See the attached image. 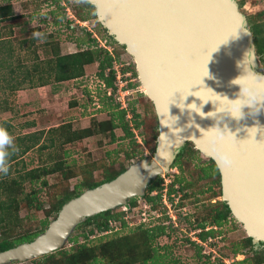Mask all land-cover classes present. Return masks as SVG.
<instances>
[{"label":"rangeland","instance_id":"374dc122","mask_svg":"<svg viewBox=\"0 0 264 264\" xmlns=\"http://www.w3.org/2000/svg\"><path fill=\"white\" fill-rule=\"evenodd\" d=\"M237 2L248 22H264V0H237ZM6 5H12L14 17L0 22L4 45L8 47L5 53L3 50L0 51V57L10 62L8 65L13 66L12 68L22 64L25 70L22 69L23 74L18 73L21 78L26 68L32 72L36 64L54 57L55 51L66 55L89 48L88 33H90L92 38L97 40L99 48L111 50L115 58L113 66L116 70L115 84L117 85L115 93L112 89L105 87L104 82L99 79L97 63L86 66L83 77L63 83H56L53 80L46 86H32L26 83L16 91L7 89V82L0 83V127H5L14 137L18 149L14 152V157L11 154L8 159L11 175H20L24 167L25 170H30L49 165L55 160L56 155L63 156L64 152L69 153L66 156L67 160L74 164L76 171L69 181H65L57 174L47 177L48 187L42 188L41 183L33 187L37 191L43 190L36 195L43 203V209L38 210L36 207L29 209L24 202L22 203L19 210L21 226L15 228L14 232L8 233L11 236H18L27 231L34 232L42 228L41 223L46 218L45 210L50 207V196L47 192L54 194L65 188L74 189L82 180L80 174L82 167L94 166L93 177L100 180L104 165L114 164L116 169L121 164L129 167L140 160L141 155L152 157L153 154L146 144L138 143L141 142L139 137L138 158L130 163L126 159V152H133V145L130 138L125 137L121 128L115 130V142L111 141L109 134H96L62 148L57 145L43 150L39 148L42 145H50L54 137V134L49 132L52 128L71 124L73 130H79L90 128L93 123L108 122L114 113L121 110L114 108L117 104H121L124 109L135 107L143 118L147 117L150 111L148 105L150 99L139 81L138 74L135 75L136 65L132 56L118 42H115V39L109 40L110 35L102 30L103 26L95 15V8L77 5L76 0H0V6ZM88 15L89 18H87ZM33 32L43 33V38H33ZM9 48L12 52L8 50ZM260 66L264 71L262 62ZM9 69H2L0 78L5 76L6 80H11ZM36 76L38 77L37 74ZM37 77L33 84L38 83ZM110 94L113 95L110 96ZM152 116L151 113L146 119L147 128L153 122ZM142 130L146 132L144 128ZM147 131L151 130L147 129ZM32 135L40 137V146L25 155L21 154L26 142H19L18 139ZM15 158H17L16 161L12 162ZM188 160H186L184 173L177 167H173L170 173L161 176L164 188L161 200L163 205L160 211L153 210L152 205L140 199L136 209L119 207L112 210L126 212L124 219L128 221V227L122 228V223L113 221L111 232L95 233L89 239H86L83 234L87 233L90 227L86 230L76 228L70 238L78 235V244H85L100 254L102 250L110 249L107 243L114 238L131 235L135 226L145 224L150 229L163 226L166 234L158 237L152 245L151 248L155 250L157 257L150 264H252L250 260H247L252 253L250 254L239 245L248 235L242 224L233 216L222 226L215 227L210 222L207 223L205 231L214 230V234L208 237L207 241H202L199 237L201 229L196 228L197 217L202 219L204 206L223 202L222 196H219L221 190L218 184H205L199 180L192 189H189L190 194H194L188 198L186 206L180 209L176 205L181 198V193L169 196L167 186L173 182L175 176L183 175L188 181L195 180L198 173L191 168L195 165L202 166V164L208 166L209 161L202 154L197 155L194 160ZM210 186L212 191L207 190ZM25 190L26 193H32L29 184H26ZM201 191L204 192L201 193ZM154 194L156 195L157 192ZM197 198H201V201L195 203ZM178 212H182V218L179 217ZM163 214L167 216V219ZM54 219L52 217L50 221ZM1 233L0 231V237ZM73 246L75 245L68 240L63 249L71 250ZM108 262L110 259L107 258L102 261V264H108ZM10 264H30V261Z\"/></svg>","mask_w":264,"mask_h":264},{"label":"water","instance_id":"95a60500","mask_svg":"<svg viewBox=\"0 0 264 264\" xmlns=\"http://www.w3.org/2000/svg\"><path fill=\"white\" fill-rule=\"evenodd\" d=\"M109 9L99 16L95 10V15L135 62L158 118L156 151L132 163L115 179L68 201L33 241L0 252V264L53 254L89 218L119 207L129 209L130 200L145 197L154 181L171 172L188 143L212 160L197 139L202 135L200 128L215 126V120L188 108L194 107L193 102L198 107L203 103L188 95L200 90L197 95L207 101L213 89L235 98L239 89L229 82L241 74L238 63L244 59L245 65L264 73L254 34L237 0H113ZM206 66L208 77H204ZM214 110L211 101L202 108L206 114ZM224 123L239 141L234 149L235 165L219 171L222 200L256 248L260 244L264 248V112L239 123L225 118L221 127Z\"/></svg>","mask_w":264,"mask_h":264},{"label":"trees","instance_id":"16d2710c","mask_svg":"<svg viewBox=\"0 0 264 264\" xmlns=\"http://www.w3.org/2000/svg\"><path fill=\"white\" fill-rule=\"evenodd\" d=\"M88 6L94 8V6H91L90 4ZM13 17L14 10L12 5L0 6V22ZM87 18H89V15ZM249 24L254 34L257 54L264 65V22L249 21ZM102 30L107 32V30L103 27ZM88 37L89 48L66 55H62L61 53H58V51H55L54 57L36 64L32 72L26 68L23 78L18 75L19 72L23 74L21 72L23 71L22 69L25 70V67L22 66V64H20L17 68H12L13 66L8 65L10 62L0 57V71L4 68H10L9 73L12 78L8 81L5 79V76H3L0 78V83L3 84V81L7 82V89H10L11 91L21 89L26 83H30L32 86H46L51 80L56 83H63L83 77L85 75V67L97 63L99 69V79L104 82L108 89L116 91V70L113 66L115 58L107 49L98 47L97 40L92 38V34L88 33ZM108 37L109 40L114 39L112 36ZM3 39L2 30L0 29V51L3 50V52H6L7 50L5 49L8 47H5ZM107 43L109 42L107 41ZM121 47L125 49L124 46ZM8 50L12 52L10 48ZM134 71L135 75H137L136 69ZM36 77L38 83L33 84ZM148 105L150 111L147 113L148 116H145L144 118L135 107L124 109L121 108L120 104H117L114 108H120L121 110H119L116 114L114 113L108 122L93 123L92 127L79 130H73L71 124H63L58 128H52L49 132L53 133L54 137L51 139L49 146H40V137L35 135L19 138V142H26L24 148L21 150V154L25 155L37 146H40L39 148L42 150L56 145L57 147L62 148L65 145L74 144L96 134H109L111 141L115 142V130L117 128H121L124 131L125 137L130 138V142L133 145V152H126V159H128L131 163V161L133 162L138 158L137 148H139L140 145L137 144V141L139 137H141V142L139 141L138 143L146 144L152 154L156 151L157 139L159 135L158 118L153 103L150 101ZM151 113L153 114V122L147 128L146 119ZM143 128L146 130L145 133L142 130ZM147 129H150L151 131L148 132ZM136 131L139 132L137 133ZM68 154V152H64L63 156L56 155L55 160L49 165H44L30 170H25L24 167V170H22L20 175L17 176H12L11 172H8L7 175L2 174L0 177V231L2 232L0 237V252L11 249L24 242L33 241L47 229L51 223L50 218H56L64 204L71 199L78 197L87 189L95 188L105 182L115 179L128 168L127 165L125 166L122 164L118 169L114 168V164L109 166L104 165L101 173L102 179L98 180L93 177L94 166H89L88 168L85 166L82 167L80 169L82 180L74 189L65 188L60 192H55L54 194L47 192L50 196V207L45 210L46 218L42 221V228L40 230L34 232L27 231L18 236L8 235V233L14 232L15 228L21 226L22 219L20 218L19 210L23 202L29 209L35 207L38 210L43 209V203L40 202L36 196L37 193H41L43 190H35L33 188L35 185L41 183L42 188L48 187L47 177L57 174H59L65 181H69L73 178L76 171L73 167L74 164L69 163L67 160L66 156ZM199 154L201 153L195 148V146L192 143H188L181 149L173 167H177L184 173L187 165L186 160H194V158H196ZM143 158H145L144 155L139 157V159ZM16 159L17 158L12 160V162L16 161ZM191 170L198 173V177L195 178V180L188 181L183 175L175 176L173 182H170L167 186L169 196L181 193V198L176 205L178 209L186 206V201L189 200L188 198L192 194H194H190L189 189H192L195 183L199 182V180L205 182V184H218L221 190V175L216 169L215 162L213 160L208 161V166L203 164L202 166L195 165V167L191 168ZM26 184L31 186L32 193H26ZM163 188V180L159 177L149 186L145 197L134 198L129 201L131 210L136 209L138 206L137 203H139V200L142 199L146 202V204L148 203L152 205L153 210L160 211V208L163 205L161 201ZM207 190L212 191V186L208 187ZM204 191H201V193ZM154 192H157V194L154 195ZM219 196H222V190L219 192ZM171 200L174 201L173 199ZM199 201H201V198L195 199L194 202L197 203ZM202 213L204 214L201 220L197 217L199 221L197 220L198 226H196V228L199 227L201 229L199 237L202 241H207L208 237L214 234V230L205 231V225L207 223L210 222V224L215 227L222 226L223 223L233 216L228 205L222 201L219 203L217 202L216 204H210L209 206H204ZM178 215L182 218L183 214L182 212H178ZM125 216L126 212L124 211H107L89 218L83 224L79 225L77 230H86V228L90 227L87 233L85 232L83 234L86 239H89V237L95 233L111 232L113 230L111 229L113 221H119L122 223V228L128 227V221L124 219ZM164 218L167 219V216L164 215ZM133 229L134 230L131 235L116 237L112 241L108 242L107 244L110 249L102 250L100 254H98L96 250H91L85 244H78L79 236L77 235L69 238V241L75 245L73 246L74 248H71V250H59L53 254L30 261V264H102V261L107 258L110 259L108 264H150V262L155 261L157 257L155 255V250L153 251L151 247L158 237L166 234L165 227L155 226L153 229H150L149 227H146L145 224H140L139 226H135ZM101 239L102 238H100V240ZM239 245H241L244 250L250 252V254L252 253L247 258L248 261L250 260L252 264H264V248H256L252 238L247 236L239 243ZM262 245L263 244H260L258 247H261Z\"/></svg>","mask_w":264,"mask_h":264},{"label":"clouds","instance_id":"9594fccd","mask_svg":"<svg viewBox=\"0 0 264 264\" xmlns=\"http://www.w3.org/2000/svg\"><path fill=\"white\" fill-rule=\"evenodd\" d=\"M112 2L113 0H76L77 5H93L98 16L108 12L110 10L109 5ZM32 36L35 39H42L43 33L33 32ZM244 61L245 59L238 63V67L242 69L241 74L229 82L230 86L239 89L238 92L233 94L235 98L207 87L205 88L211 89L210 98L207 101L203 96L197 95L200 90L192 91L188 95H193L203 102L199 107L193 102L190 105H194V107H188L189 105H187L188 108L198 113L202 118L215 120V126L209 127L207 130L200 128L202 135L196 139L202 143L205 154L215 162L216 169L220 172H224L235 165L234 149L237 146V141H239L228 124L224 123L221 127V122L225 118H229L239 123L248 117L255 119L261 112H264V73L254 71V68L245 65ZM207 72L208 75L204 77L209 76L208 67ZM211 97H215V99ZM209 101L215 106V110L206 114L202 111V108ZM17 150L14 137L5 127H0V174H8V159Z\"/></svg>","mask_w":264,"mask_h":264},{"label":"built area","instance_id":"2783aa9c","mask_svg":"<svg viewBox=\"0 0 264 264\" xmlns=\"http://www.w3.org/2000/svg\"><path fill=\"white\" fill-rule=\"evenodd\" d=\"M105 47V46H104ZM106 48V47H105ZM111 54H112V52H111V50H108ZM105 85V84H104ZM115 86H116V88H117V85L115 84ZM105 87H106V85H105ZM112 91H113V93H115L116 91H114L113 89H112ZM113 94H110V96H112ZM120 103H122V102H120ZM121 105V104H120ZM122 106V105H121ZM122 108V107H121ZM154 194V193H153ZM155 195V194H154Z\"/></svg>","mask_w":264,"mask_h":264},{"label":"flooded vegetation","instance_id":"af4514ba","mask_svg":"<svg viewBox=\"0 0 264 264\" xmlns=\"http://www.w3.org/2000/svg\"><path fill=\"white\" fill-rule=\"evenodd\" d=\"M255 245V244H254ZM258 248H263V245L261 247H258Z\"/></svg>","mask_w":264,"mask_h":264}]
</instances>
